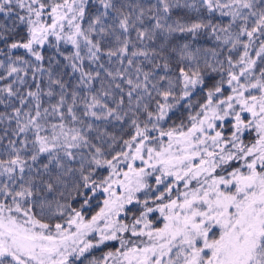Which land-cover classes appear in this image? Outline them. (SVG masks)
I'll return each instance as SVG.
<instances>
[{"label":"snow or ice","instance_id":"snow-or-ice-1","mask_svg":"<svg viewBox=\"0 0 264 264\" xmlns=\"http://www.w3.org/2000/svg\"><path fill=\"white\" fill-rule=\"evenodd\" d=\"M0 264H264V0H0Z\"/></svg>","mask_w":264,"mask_h":264},{"label":"trees","instance_id":"trees-1","mask_svg":"<svg viewBox=\"0 0 264 264\" xmlns=\"http://www.w3.org/2000/svg\"><path fill=\"white\" fill-rule=\"evenodd\" d=\"M200 43L210 45L211 44V41H204V40H202V41H200ZM102 198H103L102 196H99V197H97V200H102ZM95 204H96V201H93V205H94L93 209L88 210L90 213L93 212V211H95V210H98V209L95 208ZM106 250L107 249L102 246L100 249H97L95 251L94 255L99 256V255H101L102 252H104Z\"/></svg>","mask_w":264,"mask_h":264}]
</instances>
